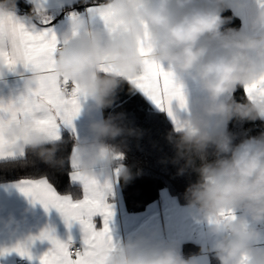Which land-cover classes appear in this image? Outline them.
Listing matches in <instances>:
<instances>
[{
    "label": "clouds",
    "instance_id": "9594fccd",
    "mask_svg": "<svg viewBox=\"0 0 264 264\" xmlns=\"http://www.w3.org/2000/svg\"><path fill=\"white\" fill-rule=\"evenodd\" d=\"M245 9L246 24L235 26ZM16 11L18 0H0V17ZM27 15L41 24L48 13L33 6ZM96 17L100 28L83 15L72 23L67 43L57 49L52 74L61 83L66 79L70 86L78 85L82 100L101 118L89 124L85 136L68 134V157L58 155L68 142L63 135L54 140L23 121L5 127L6 150L23 149L25 158L17 161L21 166L38 160L63 168L67 162L80 177L128 184L143 170L134 171L127 163V142L143 139L145 132L123 113L108 110L125 85L135 94L130 78L142 74L145 60L162 64L177 78L195 82L201 93L179 130L173 126L165 134L172 155L159 161L174 167L177 177L196 176L184 198L214 238L201 252L217 264H264V232L256 227L264 225V130L238 138L229 128L233 122L264 126V95L256 91L252 99L236 98L237 91L264 77V0H102ZM141 41L150 50L146 56L140 53ZM102 67L115 71L103 72ZM38 75L22 77L23 92L36 86ZM108 264L196 261L174 246L141 238L117 245Z\"/></svg>",
    "mask_w": 264,
    "mask_h": 264
},
{
    "label": "snow or ice",
    "instance_id": "6c2138e0",
    "mask_svg": "<svg viewBox=\"0 0 264 264\" xmlns=\"http://www.w3.org/2000/svg\"><path fill=\"white\" fill-rule=\"evenodd\" d=\"M22 2L27 8L36 6L38 11L48 13L47 0ZM83 2L88 3V0ZM20 3L21 0H18V11L9 13L7 17H0V79L3 78L5 69L15 72L18 66L39 75L34 88L22 92L15 100L8 102L0 100V161L25 158L23 149L19 153L6 150L9 142L5 141L3 133L7 125L21 121L31 122L34 131L59 140L64 135V129H71L75 133L73 121L79 115L82 106L79 86L72 84L69 87V81L65 79L61 83L59 78L52 74L57 49L61 44L67 43V39L57 34L49 14L41 24H36L29 20L28 11L22 9ZM97 8L98 6L94 4L87 7L85 12L96 17ZM69 15L76 21L79 14L73 11ZM149 51L141 41V55L146 56ZM144 65L141 75L134 79L130 78L136 92L129 94V98L137 96L140 98L143 102L141 111L148 119L164 115L172 127L175 126L179 130L183 121L174 104L181 110L186 109L182 83L175 73L162 64L145 60ZM101 71L115 70L111 67H102ZM239 91L248 99H252L256 91L264 95V77ZM127 102L116 98L112 107L113 113L117 107H122ZM234 134L247 135V132L241 127ZM27 138V136L24 138L25 141ZM71 167L75 168L74 162ZM69 178L71 182L69 187L77 183L82 186L81 199H74L71 194L58 192L46 175L39 179H21L16 187L29 197L32 203L41 204L46 211L55 209L68 228L72 227L73 222L79 223L83 233V248L72 250L70 247L72 238L69 237L67 243L63 242L55 235V230L49 227L42 230L38 236L30 237L24 244L0 249V256L15 252L32 260L29 246L36 240H47L51 243V248L39 257L40 264H108L110 252L117 247L109 228L113 212L108 198L114 196V187L118 181L109 180L101 183L95 178L80 177L75 171L69 173ZM96 216L103 218V227L99 230L93 219Z\"/></svg>",
    "mask_w": 264,
    "mask_h": 264
},
{
    "label": "crops",
    "instance_id": "0c3cea01",
    "mask_svg": "<svg viewBox=\"0 0 264 264\" xmlns=\"http://www.w3.org/2000/svg\"><path fill=\"white\" fill-rule=\"evenodd\" d=\"M248 2L251 4L252 0ZM91 6L93 5L84 3L83 0H47L46 3L53 26L61 38L70 34L74 21L69 13L73 11L79 14L78 19L82 15L87 17L93 28L102 27L97 17L85 12V9ZM247 11L245 9L240 12L241 24H246ZM28 75L30 72L23 66H18L15 72L5 69L4 76L0 79V100L5 102L15 100L23 92L22 77ZM178 80L182 81L186 109L181 110L175 104L174 107L178 115L184 118L187 110L195 104L201 93L195 82L188 78L178 77ZM81 105V111L73 121L75 133L71 129H64L63 133H73L77 137L85 136L88 134L89 124L101 118L102 114L91 110L84 100L81 101ZM19 181L0 183V249L24 244L30 237L38 236L42 230L49 227L55 230V235L63 242H69L71 237V245L78 244L83 248V233L79 223L73 222L72 227L68 228L55 209L46 211L41 204L32 203L30 198L16 187ZM74 185L82 188L78 183ZM108 203L112 205L113 212L109 228L117 245L124 241L143 238L154 245L174 246L185 257L195 258L196 264H217L212 256L201 252L202 248H209L214 241L206 230L205 222L200 220L187 205L181 204L168 189L161 190L158 200L148 205L144 211L130 212L120 184H116L113 199L108 198ZM93 219L98 230L103 227L102 217L96 216ZM8 221L12 223L6 227ZM256 227L264 232V225H256ZM50 248L49 241L36 240L29 246L32 260L11 252L0 256V264H16L18 259L26 260L27 264H40L39 257Z\"/></svg>",
    "mask_w": 264,
    "mask_h": 264
},
{
    "label": "trees",
    "instance_id": "16d2710c",
    "mask_svg": "<svg viewBox=\"0 0 264 264\" xmlns=\"http://www.w3.org/2000/svg\"><path fill=\"white\" fill-rule=\"evenodd\" d=\"M101 2L102 0H88L89 5H99ZM20 7L25 11H30V8H27L22 0ZM225 15H232V13L226 12ZM234 24L235 26H241L240 19H236ZM243 95L242 91H237L236 98L239 100ZM117 99L120 101L127 100L128 102L123 104L122 107H117L115 113L127 114L126 118L128 122L143 129L145 132L143 139L139 141L129 139L127 142V163L135 166L134 171L136 168L143 170L142 175L128 184L119 183L128 210L130 212L144 211L148 205L158 200L160 192L163 189H168L181 204L187 205L184 193L189 183L196 180V176L193 174L177 177L174 167L171 165L166 167L159 163L162 157H170L172 155V149L164 139L165 134L172 128L171 123L166 120L164 115L148 119L145 113L141 111L143 102L140 98L138 96L129 98L127 85L120 91ZM108 112H113V109H109ZM241 127L247 132V135H257L260 131L264 130V126L259 121L256 123H244L242 125L233 122L229 126L230 131L233 133L239 131ZM68 134L64 133L65 140H68ZM236 136L243 138L246 135L240 134ZM71 149L72 143L68 140L67 143L61 145L58 155L68 157ZM17 161L0 162V183L21 179H39L46 175L61 194H71L74 199H81L83 197L81 187L77 185L69 187L71 183L69 178L70 164L67 162L63 168H59L49 166L38 160L27 166H21Z\"/></svg>",
    "mask_w": 264,
    "mask_h": 264
},
{
    "label": "built area",
    "instance_id": "2783aa9c",
    "mask_svg": "<svg viewBox=\"0 0 264 264\" xmlns=\"http://www.w3.org/2000/svg\"><path fill=\"white\" fill-rule=\"evenodd\" d=\"M69 87H71V86H69ZM112 199H113V196L109 197V200H112ZM70 247L72 250L82 249V246L78 245V244L71 245ZM16 264H27V262L24 259H18Z\"/></svg>",
    "mask_w": 264,
    "mask_h": 264
}]
</instances>
